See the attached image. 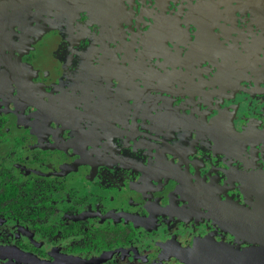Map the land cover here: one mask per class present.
<instances>
[{
  "label": "flooded vegetation",
  "instance_id": "1",
  "mask_svg": "<svg viewBox=\"0 0 264 264\" xmlns=\"http://www.w3.org/2000/svg\"><path fill=\"white\" fill-rule=\"evenodd\" d=\"M0 264H264V0H0Z\"/></svg>",
  "mask_w": 264,
  "mask_h": 264
}]
</instances>
